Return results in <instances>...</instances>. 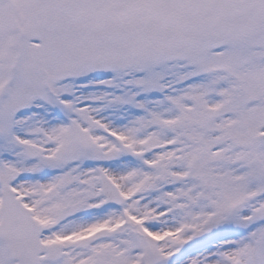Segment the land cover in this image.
<instances>
[{"label":"snow or ice","instance_id":"obj_1","mask_svg":"<svg viewBox=\"0 0 264 264\" xmlns=\"http://www.w3.org/2000/svg\"><path fill=\"white\" fill-rule=\"evenodd\" d=\"M0 264H264V0H0Z\"/></svg>","mask_w":264,"mask_h":264}]
</instances>
